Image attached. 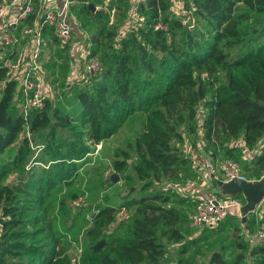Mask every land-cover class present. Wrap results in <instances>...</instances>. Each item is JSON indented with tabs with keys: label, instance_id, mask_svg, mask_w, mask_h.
Listing matches in <instances>:
<instances>
[{
	"label": "trees",
	"instance_id": "16d2710c",
	"mask_svg": "<svg viewBox=\"0 0 264 264\" xmlns=\"http://www.w3.org/2000/svg\"><path fill=\"white\" fill-rule=\"evenodd\" d=\"M73 1L83 28L96 27L93 55H100L102 69L75 81L85 83L74 90L78 113L52 98L31 112L38 154L22 136L18 82L2 86L0 67V264H73L75 252L86 264H164L170 242L183 243L176 264H264V243L243 231L259 228L257 214L235 227L233 260L223 246L197 262L186 257L199 245L185 242L190 214L170 205L180 193L192 195L175 186L197 175L179 146L183 126L194 137L192 149L203 138L215 162L232 158L250 179L263 172L264 0H192L200 25L194 29L171 14L170 0H149L139 8L145 23L126 36L120 33L131 0H109L95 11L90 4L106 0ZM123 5L128 17L118 27L113 18ZM160 20L169 31L155 28ZM143 70L153 85L137 81ZM137 122L108 163L129 186L119 198L110 192L119 181L93 159L95 146ZM165 180L168 190L157 189Z\"/></svg>",
	"mask_w": 264,
	"mask_h": 264
},
{
	"label": "built area",
	"instance_id": "2783aa9c",
	"mask_svg": "<svg viewBox=\"0 0 264 264\" xmlns=\"http://www.w3.org/2000/svg\"><path fill=\"white\" fill-rule=\"evenodd\" d=\"M149 0H131L130 17L121 30L126 36L130 29L143 25L146 16L141 13L140 5ZM171 14L179 18L189 29L196 27L193 15L194 4L189 0H170ZM73 0H1L0 1V67L5 70V85L10 80L18 82V94L23 99V116L26 119L24 132L30 143L33 131L28 120L32 111L43 109L47 98H52L53 88L47 81L45 62L51 54L48 48H68L71 51L72 63L70 78L81 81L83 76L89 79L102 69L97 56L93 55V39L83 28L82 21L72 9ZM103 6H98L102 8ZM106 7L102 8L105 9ZM156 29L169 31V26L162 20ZM85 78V80H86ZM203 138L194 149V164L204 180L229 181L235 178L259 180L264 177V169L259 178H248L240 163L232 158L215 162L214 158L204 151ZM41 147H39L40 149ZM221 173L223 179L218 175ZM179 192L188 190L187 186H175ZM264 201L260 204L262 205ZM245 199L236 196L209 198L198 196L195 209L190 214V225L200 231L215 228L225 218L234 214L243 218L242 207ZM257 207L248 214H257L259 228L250 234H244L254 244L264 243V221Z\"/></svg>",
	"mask_w": 264,
	"mask_h": 264
},
{
	"label": "rangeland",
	"instance_id": "374dc122",
	"mask_svg": "<svg viewBox=\"0 0 264 264\" xmlns=\"http://www.w3.org/2000/svg\"><path fill=\"white\" fill-rule=\"evenodd\" d=\"M108 1L109 0H106L104 4H101L99 6H103L102 8H104ZM112 1H114L115 4L120 3L119 2L120 0H112ZM96 7L98 8V6ZM76 15H78V13ZM127 17H128V10H127V7L123 5L121 11H119V13L118 11L115 13L113 21L114 23L116 22V25L118 27H120ZM79 19L82 21L81 17H79ZM197 26L198 27L200 26L198 22H196V27ZM85 31L91 36H93L96 31V27L93 25H85ZM47 50L51 51V54L47 56L45 65L47 68V72H46L47 79H48L47 82L51 84V87L53 88V92H52L53 100L52 101L54 105L62 106L69 111L75 110V112L78 113L80 105H79V102L74 99V90L75 88L83 86V84L85 83L84 81L75 82L70 78L71 63H72L73 55L71 54V51L69 49L63 50V49L54 47V48H48ZM97 58L99 59L100 55H98ZM68 62H70V65L67 68L65 67V65L68 64ZM137 76H138L137 81H139L140 83L153 85V83L155 82L152 79V75H148V73L145 70L139 72ZM85 77H89V76H85ZM85 81H88V79L86 78ZM65 84H71V87H67ZM16 98H17V106L20 109L21 114H23V110H22L23 99L21 97H16ZM201 111L202 110L199 111L200 118L198 117L197 119L198 128L201 125L200 119L203 115L201 114ZM138 125H139L138 122L132 123L131 125H126L112 138L106 140L105 142H99L96 144L95 146L96 151L94 153L93 159L94 160L101 159L106 169V175L115 174L112 168L108 165V163L113 158L114 150L123 144V141L125 140V138L128 137V135H132L136 132ZM186 128H187L186 126H183L181 128V131H183L185 135V143L182 145L179 144V146L183 154L186 155L191 161L192 158L188 152V149H190L191 145L193 146L194 137L192 135L191 136L189 135V132L187 131ZM30 138L32 140L31 147L35 151L34 153L38 154L41 149V148L39 149V147H41L40 145L41 143L35 140L34 132L30 136ZM233 144H235V142ZM220 158L224 159L226 158V156L220 155ZM189 168L190 167L188 166L186 170L188 171ZM189 172L190 171H188V173ZM217 173L220 177H222L219 170L217 171ZM193 175L195 174L189 173L188 175H186V177L183 180H180V181H185L183 183H186L187 179H193L194 183L191 184L192 185L191 187H192V190L195 189L197 191V196H204L205 198H209L212 195H216L218 197H225L221 193V189L218 186V181L217 182H215L214 180L211 181L210 182L211 185H209L210 187L208 188L206 186L207 183H203L202 180L198 179L197 176L194 177ZM120 178L121 177L118 175V180H117L119 181L118 187H115L114 189H110L111 194L116 195L119 198L127 194L128 187H129V186H126L127 182L120 180ZM168 185H169V182L165 180L162 184H156V187L157 189L168 190V187H167ZM173 200L177 202H182L183 204H180V203L174 204L173 202L175 201H171L172 203H170V205H177L183 210V212L191 214L193 210L195 209L197 198L193 197L192 195L190 196V194L187 191L184 194L180 193L178 196L173 197ZM241 224H242V219L239 216L231 214L230 217L228 216V218L223 223L218 224L214 229H211V230L209 229V230L200 232L192 228L190 225V221H189L184 227V230L187 236L186 237L187 239L185 240V242L190 239H195V240H198L199 245L197 247H190L188 249V253H187L188 255L186 256L187 259H195L197 262H201L209 258L212 250L214 249L222 250L224 246L226 248L225 252H226V255L228 256V259L233 260L235 256L234 250L232 247L233 246L232 240L234 239L233 232H234L235 227L241 226ZM181 244L183 243H176V242L168 243V252L165 256L164 264H176L177 259L180 258L179 251L181 250V247H182ZM73 252L75 251L73 250ZM73 254L74 256H77L73 260V264H86L85 260H83L81 256H78L76 252Z\"/></svg>",
	"mask_w": 264,
	"mask_h": 264
},
{
	"label": "water",
	"instance_id": "95a60500",
	"mask_svg": "<svg viewBox=\"0 0 264 264\" xmlns=\"http://www.w3.org/2000/svg\"><path fill=\"white\" fill-rule=\"evenodd\" d=\"M90 8L94 11L97 7L90 4ZM112 179L118 180V175L113 174ZM218 186L223 196L243 195L245 204L241 211L243 214V222H246L248 214L254 211L264 201V177L259 180H244L235 178L229 181L219 180ZM0 223L2 220L0 219Z\"/></svg>",
	"mask_w": 264,
	"mask_h": 264
},
{
	"label": "crops",
	"instance_id": "0c3cea01",
	"mask_svg": "<svg viewBox=\"0 0 264 264\" xmlns=\"http://www.w3.org/2000/svg\"><path fill=\"white\" fill-rule=\"evenodd\" d=\"M191 2H192V0H191ZM188 152H189V154L191 155V158H192V162H193V169H194V172L195 173H197V178L198 179H200V180H202L203 181V183H207V187L209 188L210 186L209 185H211V180L210 179H208V180H204V178L200 175V174H198V172H197V169H195V162H194V155H193V153H194V149H192V145L190 146V149H188ZM192 183H194V180H189V181H187L186 183H185V186H187L188 188H190L191 189V194L193 195V196H197V191L194 189V190H192ZM198 197V196H197ZM259 208H258V212H259V215L260 216H263L264 215V206L263 205H259L258 206ZM256 231V230H255ZM255 231H252V232H255Z\"/></svg>",
	"mask_w": 264,
	"mask_h": 264
}]
</instances>
